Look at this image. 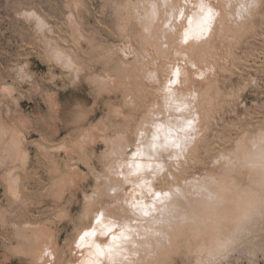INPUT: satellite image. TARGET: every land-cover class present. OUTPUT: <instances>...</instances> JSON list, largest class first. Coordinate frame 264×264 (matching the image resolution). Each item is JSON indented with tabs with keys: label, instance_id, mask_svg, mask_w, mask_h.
<instances>
[{
	"label": "rangeland",
	"instance_id": "374dc122",
	"mask_svg": "<svg viewBox=\"0 0 264 264\" xmlns=\"http://www.w3.org/2000/svg\"><path fill=\"white\" fill-rule=\"evenodd\" d=\"M144 1L0 0V264H264V0Z\"/></svg>",
	"mask_w": 264,
	"mask_h": 264
},
{
	"label": "bare ground",
	"instance_id": "6f19581e",
	"mask_svg": "<svg viewBox=\"0 0 264 264\" xmlns=\"http://www.w3.org/2000/svg\"><path fill=\"white\" fill-rule=\"evenodd\" d=\"M138 1H139V0H138ZM142 1H143V0H142ZM155 1H157V0H155ZM155 1H154V2L151 1V0L144 1V3H147L148 5L150 4L149 6L146 5L147 7L144 6V3H140V4H143V5H141V7H143V9L145 8V11H146L145 14L143 13V11H141V12L144 14V16L147 15L148 17H149V16H150V17H153L154 15H156V13H158V12H157V4L155 3ZM163 1H164V0H163ZM168 1H169V0H166V2H168ZM170 1L174 2L173 0H170ZM194 1H195V0H194ZM204 1H206V0H204ZM204 1L202 2V0H200V1L197 0L198 4H196L197 2H195L196 5H194V4H193V5H194V7H197V5H200V7H201V4H199V2H200V3H204V4L207 5L208 2H207V1L204 2ZM212 1L217 5V8H220L219 10L221 11V10H222L221 8H222V6H223V2H222V0H212ZM252 1H253V0H252ZM123 2H124V1H123ZM166 2H165V4H166ZM177 2H179V1L177 0ZM127 3H129V2H127ZM170 3H171V2H170ZM174 3L176 4V2H174ZM174 3H173V4H174ZM193 3H194V2H193ZM125 4H126V3H125ZM129 4H131V3H129ZM159 4H160V3H158V5H159ZM126 5H128V4H126ZM167 5H169V4H166V6H167ZM210 5H212V4H210ZM210 5L208 4V6H210ZM73 6H74V5H73ZM160 6H161V5H160ZM169 6H172V4L169 5ZM169 6H167V7H169ZM74 7H75V6H74ZM134 7H135V5H128V6L125 8V9H127V12H128L129 15H132V13L135 12V10L133 11V9H135ZM164 7H165V6H164ZM173 7H175V5H174ZM173 7L169 8V9H172ZM200 7H199L198 10H200ZM213 7H214V6H213ZM213 7H212V9H213ZM191 8H193V6H192ZM191 8H190V9H191ZM202 8H203V9L206 8V9H204V10L207 11V6H206V7H203V6H202ZM202 8H201V9H202ZM217 8H216V9H217ZM123 9H124V8H123ZM136 9H137V8H136ZM140 9H142V8H140ZM174 9H175V11H176V7H175ZM194 9H195V8H194ZM194 9H191V11L194 10ZM196 9H197V8H196ZM234 9H235V8H234ZM161 10H162V9H161ZM166 10H167V12H168V8H166ZM177 10H178V9H177ZM208 10H209V12H210V9H208ZM236 10H237V9H236ZM159 11H160V10H159ZM173 11H174V10H173ZM173 11H171V14L173 13ZM191 11H190V12H191ZM213 11H214V10H213ZM216 11H218V10H216ZM163 12H165V10L162 11V13H163ZM180 12H181V11H180ZM200 12L202 13L201 10H200ZM203 12H204V11H203ZM68 13H69V12H68ZM135 13H136V12H135ZM195 13L199 15V11L196 10ZM207 13H208V11H207L206 14H204V15H207ZM210 13H211V12H210ZM210 13H209V14H210ZM212 13H213V12H212ZM220 13H221V12H220ZM143 14H142V15H143ZM159 14H161V13H159ZM164 14H166V12H165ZM176 14H177V13H176ZM178 14H179V13H178ZM191 14H192V13H190V14L187 13V15H189V16H191ZM67 15H68V14H67ZM129 15H128V16H129ZM172 15H173V14H172ZM172 15H171V18H172ZM193 15H194V14H193ZM221 15H222V13H221ZM65 16H66V15H65ZM69 16H70V14H69ZM126 16H127V15H126ZM128 16H127V17H128ZM136 16H137V14H136ZM147 16H146V17H147ZM202 16H203V15H200L199 17L201 18ZM207 16H208V15H207ZM212 16L214 17L215 15L212 14ZM122 17H123V16H122ZM124 17H125V16H124ZM165 17H167V16H165ZM185 17H186V16H185ZM199 17L197 16V18H196V19H197V20H196V23L198 22V23H197L198 25H199V22H200V19L198 20ZM228 17H229V16H228ZM189 18H190V17H189ZM67 19H68V17H67ZM119 19H120V18H119ZM121 19H122V18H121ZM125 19H126V18H125ZM128 19H129V18H128ZM128 19H127V20H128ZM133 19H134V18H133ZM163 19H164V18H162V20H163ZM193 19H195V18H193ZM217 19H218V18H217ZM221 19H222V17H221ZM240 19H241V18H240ZM123 20H124V19H123ZM144 20H145V17H144ZM164 20H167V19H164ZM164 20H163V22H164ZM186 20H187V19H185V21H186ZM191 20H192V19H191ZM204 20H206V19H204ZM131 21H132V20H131ZM138 21H139V20H138ZM138 21H137V22H138ZM145 21H147V20H145ZM224 21H225V20H224ZM125 22H126V21H125ZM141 22H142V21H141ZM193 22H194V21H193ZM207 22L209 23L210 21L207 20ZM67 23H68V22H67ZM142 23L144 24L145 22H142ZM152 23H153V22H152ZM165 23H166V22H165ZM176 23H177V22H176ZM146 24H147V23H146ZM155 24H156V21H155ZM155 24H153V25H155ZM159 24H160V23H159ZM159 24H156V25H158L157 28H159V27L162 28V26H159ZM162 24H163V23H162ZM162 24H161V25H162ZM186 24H187V23H186ZM190 24H191V23H190ZM204 24H206V22H204ZM209 24H210V23H209ZM221 24H222V23H221ZM125 25H126V23H125ZM148 25H149V24H147V26H148ZM181 25H182V24H181ZM191 25H193L194 27H196L194 23L191 24ZM144 26L147 27L146 25H144ZM184 26H186V25H184ZM188 26H189V24H188ZM199 26H200V25H199ZM199 26H198V27H199ZM203 26H204V25H203ZM221 26H222V25H221ZM120 27H122V26H120ZM149 27H151V26H149ZM152 27H153V26H152ZM152 27H151L150 29H152ZM189 27H190V26H189ZM189 27H188V28H189ZM208 27H209V26L206 25V28H208ZM226 27H227V26H226ZM157 28L155 27V30H156ZM161 28H160V29H161ZM163 28H164V27H163ZM179 28H180V27H179ZM183 28H185V27H183ZM183 28H182V29H183ZM201 28L203 29V27H201ZM186 29H187V27H186ZM190 29H191V28H190ZM190 29H189V30H190ZM153 30H154V29H153ZM155 30H154V32H155ZM170 30H171V29H170ZM183 30H184V29H183ZM187 30H188V29H187ZM158 31H159V30H158ZM160 31H161V30H160ZM160 31H159V33H158V32H155L154 34H156V33L160 34ZM162 31L164 32L163 29H162ZM184 31H185V30H184ZM196 31H197V30H196V28H195V29L193 30V32H196ZM206 31H207V30H206ZM189 32H190V31H189ZM193 32H192V33H193ZM79 33H80V32H79ZM161 33H162V32H161ZM208 33H209V32H208ZM152 34H153V33H152ZM163 34H164V33H163ZM187 34H190V33H187ZM196 35H197V34H196ZM198 35H199V34H198ZM153 36H157V34H156V35H153ZM162 36H164V35H162ZM158 37H159V36H158ZM158 37H157V38H158ZM188 37H189V36H188ZM153 38H154V37H153ZM157 38H156V39H157ZM162 38H163V37H162ZM156 39H155V40H156ZM158 39H160V40L158 41ZM158 39H157L156 41H157L158 43L161 42V46H162L161 38L159 37ZM163 40H164V38H163ZM179 40H181V39H179ZM182 40H183V39H182ZM144 42H145V41H144ZM144 42H143V43H144ZM153 42H155V41L153 40ZM147 43L149 44V42H145V43H144L145 47H147V48H151V49H152L153 47H148V44H147ZM150 44H151V43H150ZM146 45H147V46H146ZM156 45H157V44H154V46H156ZM159 45H160V44H159ZM142 46H143V45H141V47H142ZM151 46H153V44H151ZM116 47H117V46H116ZM159 47H160V46H159ZM142 48H143V47H142ZM153 49H154V48H153ZM153 49H152V50H153ZM129 50H130V49H129ZM181 50H182V49H181ZM55 51H56V50H55ZM139 51H141V50H139ZM149 51H150V50H149ZM154 51H155V49H154ZM154 51H152V52H154ZM183 51H184V48H183ZM58 52H59V51H58ZM150 52H151V51H150ZM208 52H209V51H208ZM150 54H152V53H150ZM164 54H165V53H164ZM203 54H204V53H203ZM208 54H209V53H208ZM230 54H231V53H230ZM60 55H61V54H60ZM127 55H128V54H127ZM154 56H155V55H154ZM159 56H160V55H159ZM66 57H67V56H66ZM66 57H65V58H66ZM172 57H173V56H172ZM63 58H64V57H63ZM59 59H60V58H59ZM151 59H152V58H151ZM171 59H172V58H171ZM145 60H146V59H145ZM155 60H156V59H155ZM160 60H161V59H160ZM162 60H163V59H162ZM162 60H161V61H162ZM67 62H68V61H67ZM155 62H156V61H155ZM200 62H201V61H200ZM148 63H149V61H148ZM158 64H159V63H158ZM169 64H170V62H169ZM171 64H172V63H171ZM126 65H127V64H126ZM159 65H160V64H159ZM161 66H162V65H161ZM159 67H160V66H159ZM170 67H171V66H170ZM183 67H184V66H183ZM193 67H194V66H193ZM133 69H134V68H133ZM212 69H213V68H212ZM166 70H168V69H166ZM179 70H180V69H179ZM181 72H182V71H181ZM184 72H185V71L183 70V73H184ZM196 72H198V71L196 70ZM196 72H195V74H196ZM168 73H169V72H168ZM175 73L178 75V73H180V71H179V72L176 71ZM137 74H138V73H137ZM193 74H194V73H193ZM199 74H200V73H199ZM203 74H204V73H203ZM180 75H181V74H180ZM183 75H184V74H183ZM166 76H167V75H166ZM175 77H177V76H175ZM182 78H183V77H182ZM184 78H185V80H184V79H183V80L186 81V82L192 81V79H191V74H187V77H184ZM195 78H196V77H195ZM110 79H111V78H110ZM166 79H167V78H166ZM175 79H176V78H175ZM175 79H174V80H175ZM183 80H182V81H183ZM253 80H254V79H253ZM180 81H181V79H180ZM182 81H181V82H182ZM206 81H207V80H206ZM181 82H180V84L182 85L184 82H182V83H181ZM186 82H185V83H186ZM157 83H158V82H157ZM153 84H154V83H153ZM191 84H192V82H191ZM189 86H190V85H189ZM162 87H163V86H162ZM190 87H191V86H190ZM177 88H178V87H177ZM177 88H176V89H177ZM161 89H162V88H161ZM176 89H175V91H177V94H176V92H175V94L178 95V90H176ZM162 91H163V90H162ZM179 91H180V90H179ZM219 91H220V90H219ZM155 92H156V91H155ZM191 92H192V89H191ZM137 93H138V92H137ZM167 93H168V92H167ZM169 93H170V92H169ZM172 93H174V89L172 90ZM180 93H181V92H180ZM180 93H179V94H180ZM194 93H195V92H194ZM199 93H200V92H199ZM154 94H155V93H154ZM158 95H159V94H158ZM207 95H208V94H207ZM179 96H180V95H179ZM179 96H178V97H179ZM185 96H186V95H185ZM216 96H218V95H216ZM163 97H164V96H163ZM176 97H177V96H176ZM176 97H175V98H176ZM229 97H230V96H229ZM165 98H166V97H165ZM202 98H203V97H202ZM184 99H185V98H184ZM191 99H192V98H191ZM195 100H196V99H195ZM162 101H163V100H162ZM176 101H178V98L176 99ZM203 101H204V100H203ZM206 101H208V100H206ZM178 102H179V101H178ZM209 102H210V101H209ZM209 102H208V103H209ZM163 103H164V102H163ZM123 104H124V103H123ZM160 104H161V102H160ZM166 104H168V102H167ZM190 104H191V103H190ZM201 104H202V103H201ZM243 104H244V103H243ZM149 105H151V103H149ZM175 105H176V104H175ZM186 105H187V104H186ZM198 105H199V104H198ZM164 106H165V104H164ZM170 107H171V106H170ZM181 107H182V106H181ZM186 107H188V105H187ZM209 107H210V106H209ZM210 108H211V107H210ZM164 109H165V108H164ZM194 109H195V108H194ZM164 111H165V110H164ZM173 111H174V110H173ZM193 111H194V110H193ZM156 113H157V112H156ZM153 114H154V113H153ZM190 114H191V113H190ZM196 114H197V113H196ZM199 114H200V113H199ZM160 115H161V114H160ZM174 115H175V114H174ZM154 116H155V115H154ZM190 116H191V115H190ZM194 116H195V115H194ZM154 118H155V117H154ZM150 119H151V118H150ZM155 119H156V118H155ZM190 119H191V118H190ZM194 119H195V118H194ZM201 119H202V118H201ZM169 120H170V123H173V121H172L173 119H172V118L169 119ZM175 120H176V119H175ZM195 120H196V119H195ZM191 121H192V120H191ZM185 122H187V121H185ZM196 122H197V121H196ZM215 122H216V121H215ZM153 123H154V122H152L151 124L153 125ZM178 123H179V122H178ZM167 125H168V124H167ZM170 125H171V124H170ZM191 125H192V124H191ZM194 125H195V124H194ZM149 126H150V125H149ZM172 126L176 127V129H177V126H178V125H172ZM204 126H205V125H204ZM159 127H160V126H159ZM159 127H158V128H159ZM189 127H190V125H189ZM93 128H94V127H93ZM151 128H152V127H151ZM190 128H191V127H190ZM194 128H195V127H194ZM174 129H175V128H174ZM197 129H198V128H197ZM149 130H151V129H149ZM152 130H153V128H152ZM172 130H173V129H172ZM3 131H4V130H3ZM13 131H14V130H13ZM13 131H12V132H13ZM183 131H184V130H183ZM190 131H191V130H190ZM201 131H202V130H201ZM10 132H11V131H10ZM149 132H150V131H149ZM149 132H148V130H147V132H146L145 134H146V135H147V134L149 135ZM192 132H193V131H192ZM196 132H197V131H196ZM14 133H15V132H14ZM186 133H189V132L186 131ZM186 133H185V134H186ZM200 133H201V132H200ZM3 134H4V133H3ZM145 134H144V135H145ZM182 134H183V133H182ZM185 134H184V135H185ZM195 134H196V133H195ZM198 134H199V133H198ZM245 134H246V133H245ZM1 135H2V134H1ZM5 135H6V133H5ZM7 135H8V134H7ZM7 135H6V136H7ZM12 135H13V134H12ZM142 135H143V134H142ZM192 135H193V133H192ZM243 135H244V134H243ZM10 136H11V135H10ZM121 136H122V135H121ZM137 136H138V135H137ZM175 136H176V135H175ZM193 136H194V135H193ZM196 136H197V135H196ZM157 137L160 138V139L163 138L164 140H167V139L169 138V135H168V132L163 131V130H157L156 132L154 131L153 134H152L151 140L149 141V143L152 142V140H153L154 138H157ZM172 137H173V136H172ZM177 137H178V136H177ZM177 137H176V138H177ZM188 137H190V136H188ZM142 138H143V136H142ZM174 138H175V137H174ZM182 138H183V136H182ZM13 139H14V137H13ZM78 139H79V138H78ZM80 139H81V137H80ZM172 139H173V138H172ZM177 139H178V138H177ZM76 140H77V139H76ZM142 140H146V139H142ZM173 140H174V139H173ZM183 140H185V139H183ZM183 140H182V141H183ZM187 140H188V138H187ZM140 141H141V139H140ZM8 142H9V141H8ZM20 142H21V141H20ZM77 142H78V141H77ZM147 142H148V141H147ZM147 142H146V144H145V145H147V146L144 147V148L142 147V153H141V155H140L139 152H138V155L141 157V159H140V158H138V160L136 159L138 165H140V164H139V163H140V160H144V159H147V158H149V160H150V155L152 154V151H153V150H154V151L156 150V148H155L154 146H153V148L149 146V145H151V143L148 145ZM167 142H168V141H166V143H167ZM176 142H177V141H175V144H176ZM184 142H185V141H184ZM184 142L182 143V145H181L180 147L184 146ZM186 142H187V141H186ZM14 143H15V142H14ZM73 143H74V142H73ZM169 143L172 144V142H170V141H169ZM179 143H180V142H179ZM188 143H189V142H188ZM238 143H239V142H238ZM9 144H10V143H9ZM74 144H75V143H74ZM171 144H170V145H171ZM186 144H187V143H186ZM14 145H15V144H14ZM138 145H140V144H138ZM152 145H153V144H152ZM168 145H169V144H168ZM179 145H180V144H179ZM189 145H190V144H189ZM189 145H188V146H189ZM191 145H192V144H191ZM58 146H59V145H58ZM79 146H80V145H79ZM140 146H141V145H140ZM173 146H174V143L172 144V146H170V148L172 149ZM13 147H14V146H13ZM185 147H186V146H185ZM185 147H184V150L186 149ZM14 148H15V147H14ZM17 148H18V147H17ZM17 148H16V149H17ZM53 148H54V147H53ZM151 148H152V149H151ZM56 149H57V148H56ZM58 149H60V148H58ZM182 149H183V148H182ZM187 149H188V148H187ZM62 150H63V149H62ZM168 150H170V149L168 148ZM177 150H178V149H177ZM14 151H15V150H14ZM140 151H141V150H140ZM178 151H179V150H178ZM178 151H177V153H180V152H181V151H180V152H178ZM185 151H186V150H185ZM257 151H258V150H257ZM169 152H170V151H169ZM246 152H247V151H246ZM15 153H16V151H15ZM160 153H161V152H160ZM171 153H172V152H170L169 154H171ZM173 153H174V152H173ZM173 153H172V156H173ZM182 153H183V150H182ZM259 153H260V152H259ZM263 153H264V152H263ZM20 154H21V153H20ZM135 154H137V152H136ZM180 154H181V153H180ZM180 154H179V155H180ZM158 155H159V154H158ZM246 155H247V154H246ZM23 156H24V155H23ZM153 156H154V155H153ZM172 156H171V157H172ZM181 156H182V155H181ZM177 157H178V156H176V158H177ZM182 157H183V156H182ZM184 157H185V156H184ZM252 157H253V156H252ZM255 157H256V156H255ZM134 158H135V155L132 157V159H134ZM136 158H137V157H136ZM181 159H183V158H181ZM256 159H257V157H256ZM14 160H15V159H14ZM147 161H148V160H147ZM176 161H177V160H176ZM251 161H252V160H251ZM13 162H14V161H13ZM141 162H142V164H143L144 161H141ZM129 163H130V162H129ZM261 163L264 164V162H261ZM174 164H175V163H174ZM177 165H178V164H177ZM185 165H186V164H185ZM174 166H176V164H175ZM178 166H179V165H178ZM178 166H177V167H178ZM255 166H257V165H255ZM255 166H254V168H255ZM246 168H247V167H246ZM130 169H131V168H130ZM137 170H139V169H137ZM257 170H258V169H257ZM255 171H256V170H255ZM260 171H261V170H260ZM168 172H169V171H168ZM172 172H173V171H172ZM139 173H140V172H139ZM147 173H148V172H147ZM258 173H259V172H258ZM130 174H132V173H130ZM169 174H170V173H169ZM9 175H10V174H9ZM7 176H8V175H7ZM135 176H136V175H135ZM138 176H139V175H138ZM171 176H172V175H171ZM256 176H257V175H256ZM259 177H260V176H259ZM6 178H7V177H6ZM169 178H170V177H169ZM133 179H134V178H133ZM171 179H172V178H171ZM207 179H208V178H207ZM14 180H15V179H14ZM139 180H140V179H139ZM6 181H7V180H6ZM12 181H13V180H12ZM131 181H132V180H131ZM169 181H170V180H169ZM220 181H221V180H220ZM16 182H17V181H16ZM224 182H225V181H224ZM258 182H259V181H258ZM260 182H261V181H260ZM119 183H120V182H119ZM204 183H206V182H204ZM136 184H137V183H136ZM138 184H140V183L138 182ZM207 184H208V183H207ZM220 184H221V182H220ZM13 185H15V184L13 183ZM129 185H130V184H129ZM161 185H162V184H161ZM222 185H223V184H222ZM147 187H148V186H147ZM171 187H172V186H171ZM181 187H182V186H181ZM220 187H221V186H220ZM220 187H219L218 189H221ZM15 188H16V187H15ZM131 188H132V187H131ZM139 188H140V187H139ZM139 188H138V189H139ZM223 188H224V187H223ZM7 189H8V188H7ZM144 189H145V188H144ZM176 189H177V188H175V190H176ZM213 189H214V188H213ZM9 190H10V189H9ZM127 190H128V189H127ZM129 190H131V189H129ZM136 190H137V187H136ZM210 190H211V189H210ZM134 191H135V190H134ZM149 191H150V190H149ZM159 191H160V190H159ZM169 191H170V190H169ZM177 191H178V190H177ZM135 192H136V191H135ZM135 192H133V193H135ZM151 192H152V191H151ZM211 192H212V191H211ZM153 193H156V195H158V194H157V191H156V192L153 191ZM153 193H152V194H153ZM170 193H171V192H170ZM185 193H186V192H185ZM198 193H199V192H198ZM160 194H161V193H160ZM193 194H194V193H193ZM217 194H218V193H217ZM217 194H216V195H217ZM132 195H134V194H132ZM169 195H170V194H169ZM206 195H207V194H206ZM135 196H136V195H135ZM152 196H153V195H152ZM162 196H163V195H162ZM162 196H161V197H162ZM165 196H167V194H166ZM165 196H164V197H165ZM237 196H239V195H237ZM141 197H142V196H141ZM153 197H155V196H153ZM173 197H174V196H173ZM215 197H216V196H215ZM151 198H152V197H151ZM168 198H169V196H168ZM225 198H226V197H225ZM236 198H237V197H236ZM241 198H242V197H241ZM241 198H240V199H241ZM135 199H136V198H135ZM138 199H139V198H138ZM143 199H144V198H143ZM152 199H154V198H152ZM156 199H157V197H156ZM192 199H193V198H192ZM240 199H239V200H240ZM130 200H131V199H130ZM149 200H150V199H149ZM165 200H166V199H165ZM167 200H168V199H167ZM170 200H171V199H170ZM172 200H173V199H172ZM236 200H237V199H236ZM246 200H247V199H246ZM263 200H264V199H263ZM140 201H141V199H140ZM140 201H138V202H140ZM143 201H144V200H143ZM162 201H164V200H162ZM197 201H198V200H197ZM248 201H249V198H248ZM135 202H136V201H135ZM152 202H153V201H152ZM154 202H155V199H154ZM154 202H153V203H154ZM192 202H193V201H192ZM215 202H216V201H215ZM237 202H238V201H237ZM246 202H247V201H246ZM148 203H149V202H148ZM158 203H159V200H158ZM213 203H214V202H213ZM256 203H257V202H256ZM136 204H138V203H136ZM136 204H135V205H136ZM170 204H171V202H170ZM173 204H174V203H173ZM238 204H239V203H238ZM166 205H167V204H166ZM176 205H177V204H175V206H176ZM181 205H182V204H181ZM243 205H244V204H243ZM245 205H246V204H245ZM252 205H253V204H252ZM130 206H131V205H130ZM130 206H129V207H130ZM211 206H212V205H211ZM237 206H238V205H237ZM239 206H240V204H239ZM239 206H238V208H239ZM106 207H107V206H106ZM133 207H134V206H133ZM135 207H136V206H135ZM143 207H144V205H143ZM143 207H142V208H143ZM146 207H147V205H146ZM104 208H105V207H104ZM138 208L141 209L139 205H138ZM148 208H149V207H148ZM171 208H172V206H171ZM174 208H176V207H174ZM189 208H190V207H189ZM195 208H196V207H195ZM208 208H209V207H208ZM106 209H107V208H106ZM150 209H151V208H150ZM212 209H213V208H212ZM141 210H142V209H141ZM141 210H140V212H141ZM167 210H168V209H167ZM173 210L176 211L175 209H173ZM177 210H180V209H177ZM126 212H127V211H126ZM171 212H172V210H171ZM180 212L185 213L186 210H185V209H182V210H180ZM186 213H187V212H186ZM188 213H189V212H188ZM188 213H187V214H188ZM223 213H224V212H223ZM234 213H235V212H234ZM244 213H245V212H244ZM141 214H142V213H141ZM168 214H170V213H168ZM173 214H174V213H173ZM178 214H179V213H178ZM191 214H192V213H191ZM197 214H198V213H197ZM215 214H216V213H215ZM235 214H236V213H235ZM237 214H238V213H237ZM170 215H171V214H170ZM202 215H203V214H202ZM56 216H57V215H56ZM172 216L174 217V215H172ZM204 216H206V215H204ZM97 217H98V216H97ZM169 217H170V216H169ZM100 218H101V217H100ZM181 218H182V217H181ZM183 218H184V217H183ZM192 218H193V216H192ZM200 218H201V217H200ZM96 220H97V219H96ZM99 220H100V219H99ZM168 220H169V219H168ZM179 220H180V219H179ZM199 220H200V219H199ZM104 221H105V220L103 219V222H104ZM106 221H108V220H106ZM185 221H186V220H185ZM229 221H230V220H229ZM94 222H97V221H94ZM160 222H161V221H160ZM176 222H177V221H176ZM193 222H196V220L193 221ZM94 224H95V223H94ZM94 224H93V225H94ZM127 224H128V223H127ZM156 224H157V223H156ZM198 224H199V223H198ZM219 224H220V223H219ZM174 225H176V224H174ZM220 225H221V224H220ZM25 226H26V225H25ZM94 226H95V225H94ZM125 226H126V225H125ZM180 226H181V225H180ZM182 226H183V225H182ZM92 227H93V226H92ZM129 228H130V227H129ZM131 228H133V227H131ZM139 228H140V227H138V229H139ZM176 228H177V227H176ZM176 228H175V229H176ZM184 228H185V227H184ZM190 228H191V227H190ZM190 228H189V229H190ZM91 229H92V228H91ZM93 229H94V227H93ZM95 229H97V227H96ZM134 229H135V228H134ZM144 229H146V228H144ZM152 229H153V228H152ZM157 229H158V228H157ZM160 229H161V228H160ZM168 229H169V228H168ZM181 229H183V228H180V230H181ZM189 229H188V230H189ZM83 230L85 231L86 229H83ZM88 230H89V228H88ZM88 230H86V234L88 233V232H87ZM127 230H128V229H127ZM130 230H131V229H130ZM188 230H187V232H188ZM125 231H126V230L124 229V232H125ZM140 231H141V228H140ZM190 231H191V230H190ZM192 231H193V230H192ZM91 232H93V230L90 231L89 234H87V235H88L87 237H90L89 235L92 236ZM95 232H96V231H94V233H95ZM133 232H134V231H133ZM156 232L158 233L159 231L157 230ZM81 233H82V231H81ZM127 233H128V232H127ZM127 233H126V234H127ZM129 233H130V232H129ZM136 233H137V231H136ZM150 233H151V232H150ZM153 233H154V232H153ZM181 233H182V232H181ZM188 233H189V232H188ZM191 233H192V232H191ZM191 233H190V234H191ZM82 234H83V233H82ZM84 234H85V233H84ZM84 234H83V235H84ZM122 234H123V236H125L123 232H122ZM122 234H121V235H122ZM146 234H147V233H146ZM151 234H152V233H151ZM159 234H160V233H159ZM165 234H166V233H165ZM170 234H171V233H170ZM193 234H194V233H193ZM83 235H82V238H80V239H82L81 241H83ZM115 235H116V234H115ZM119 235H120V234H119ZM127 235H128V234H127ZM127 235H126L125 237L128 239V236H129V235H128V236H127ZM132 235H133V234H132ZM134 235H135V234H134ZM157 235H158V234H157ZM167 235H168V232H167ZM179 235H180V234H179ZM212 235H213V234H212ZM41 236H42V235H41ZM117 236H118V235H117ZM85 237H86V236H84V238H85ZM146 237H147V236H146ZM168 237H169V236H168ZM173 237H174V236H173ZM50 238H51V237H50ZM114 238H115V237H114ZM114 238H113V239H114ZM120 238H121V237H120ZM120 238H119L118 242H120L121 245H122V242H123L125 239L123 238V239H122L123 241H122V240H120ZM129 238H130V240H132L131 237H129ZM143 238H144V235H143ZM166 238H167V237H166ZM38 239H39V238H38ZM40 239H41V238H40ZM115 239H118V237L115 238ZM127 239L124 241L125 244L122 245V246L125 245V247H123V248H127V249H126L125 251H124L123 249H122V251H118V252H120V253H119V256L116 255V257H117V256H118V257H121V253L124 252V254H122V258H123L124 255H127V254H126V251L128 250L129 246L132 245L131 242L133 241V244H135V240H132L131 242H129L130 240H127ZM133 239H134V238H133ZM46 240H48V239H46ZM88 240H89V239H88ZM144 240H145V239H144ZM168 240H169V239H168ZM35 241H36V240H35ZM78 241H79V240H78ZM81 241H80V243H81ZM84 241H85V239H84ZM84 241H83V242H84ZM90 241L92 242V238L90 239ZM90 241H88V242H90ZM114 241H115V240H114ZM126 241H128V242L131 243V244H128V242H126ZM83 242H82V243H83ZM116 242H117V241H116ZM146 242H147V241H146ZM162 242H164L163 239H162ZM168 242H169V241H168ZM40 243H41V242H40ZM76 243H77V242H76ZM85 243H86V242H85ZM85 243H83V244H85ZM113 243H115V242H112V244H113ZM120 243H119V244H120ZM126 243H127V244H126ZM147 243H148V242H147ZM166 243H167V241H166ZM166 243H165V244H166ZM115 244L117 245V243H115ZM119 244H118V245H119ZM144 244H145V242H144ZM148 244H149V243H148ZM167 244H168V243H167ZM187 244H188V243H187ZM187 244H186V245H187ZM77 245H78V244H77ZM87 245H89V244H87ZM87 245H86V246H87ZM47 246H48V245H47ZM80 246H81V248H82V246H84V245H81V244H80ZM113 246H114V247H117V246H115V245H113ZM122 246H120V248H122ZM127 246H128V247H127ZM136 246H138V245H136ZM140 246H141V243H140ZM92 247H93V246H92ZM131 247H132V246H131ZM131 247H130V248H131ZM158 247H159V246H158ZM174 247H175V246H174ZM47 248H48V247H47ZM53 248H54V247H53ZM120 248H119V249H120ZM130 248H129V249H130ZM198 248H199V247H198ZM41 249H42V248H41ZM115 249H116V248H115ZM117 249H118V247H117ZM135 249H136V248H135ZM151 250H152V249H151ZM165 250H166V246H165ZM170 250H171V249H170ZM42 252H43V251H42ZM48 252H49V251H48ZM48 252H47V253H48ZM85 252H86V251H85ZM109 252H110V251H109ZM111 252H112V251H111ZM111 252H110V253H111ZM128 252H129V251H128ZM86 253H87V252H86ZM91 253L94 254L93 251H92ZM116 253H117V250H116ZM155 253H156V252H155ZM112 254H113V253H112ZM117 254H118V253H117ZM36 255H37V254H36ZM88 255H89V250H88ZM159 255H160V254H159ZM97 256H98V255H97ZM106 256H107V255H105V258H108V256H107V257H106ZM113 256H114V255H113ZM137 256H138V255H137ZM153 256H154V255H153ZM87 257H88V256H87ZM110 257H111V256H110ZM114 257H115V256H114ZM118 257H117L116 260H118ZM157 257H158V256H157ZM79 258H80V257H79ZM85 258H86V257H85ZM98 258H99V257H98ZM122 258H119V259H122ZM126 258H127V257H126ZM126 258H125V259H126ZM128 258H129V257H128ZM86 259H87V258H86ZM110 259H111V258H110ZM155 259H156V258H155ZM88 260H89V259H88ZM128 260L131 261L130 258H129ZM91 261H93V259H92ZM111 261H112V260H111ZM147 261H148V260H147ZM147 261H146V264H148ZM194 261H195V260H194ZM38 262H39V261H38ZM41 262H42V261H41ZM93 262H94V261H93ZM105 262H106V260H105ZM136 262H137V261H136ZM148 262H149V261H148ZM131 263H132V261H131ZM131 263H130V264H131ZM149 263H150V262H149ZM115 264H116V263H115ZM119 264H120V263H119ZM126 264H127V263H126ZM136 264H137V263H136ZM155 264H156V263H155Z\"/></svg>",
	"mask_w": 264,
	"mask_h": 264
}]
</instances>
